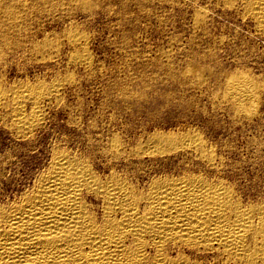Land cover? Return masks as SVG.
<instances>
[{"label":"bare ground","instance_id":"obj_1","mask_svg":"<svg viewBox=\"0 0 264 264\" xmlns=\"http://www.w3.org/2000/svg\"><path fill=\"white\" fill-rule=\"evenodd\" d=\"M93 1L100 4V0H0V72L9 67L5 61L8 55L19 57L44 47L48 41L47 37L38 41L35 32L28 31L30 13L42 12L46 3L57 7L77 3L83 8ZM168 1L172 4L177 0ZM179 1L196 6L195 21L203 22L211 13L205 6L197 7L195 0ZM218 1L239 11L264 44V0ZM68 32L67 41L73 47L70 62L89 68L92 58L84 47L86 41L82 49L79 47L84 35L74 28ZM202 52L197 55L205 57ZM238 61H234L232 70L226 69V63L220 65L222 99L235 113L252 118L262 102L264 59L254 64L257 72L252 66L238 65ZM187 69L193 74L199 71L195 66ZM63 83H51L48 89L23 84L7 91L0 86V114L9 111L7 122L16 136H27L42 122L41 103L57 101ZM117 86L115 97L119 101L113 105L136 116L139 104L133 105L132 100L142 98L144 86L139 92L136 87L135 92ZM164 96L167 98L166 93ZM156 132L158 129L144 137L139 133L143 138L139 134L126 139L119 135L99 138L97 146L80 155L58 152L33 184L24 188L13 178L4 179V175L2 179L1 172L0 188L14 186L16 192L13 197L6 194L0 199V264H264V179L260 177L259 182L255 178L263 185L256 182L253 191L249 189L253 194H246L236 175L249 180L247 173L230 167L233 172L229 175L225 159L218 158L201 135L184 133L175 137ZM176 152L179 157L169 164L164 162L159 173L136 166L143 157L163 159Z\"/></svg>","mask_w":264,"mask_h":264},{"label":"rangeland","instance_id":"obj_2","mask_svg":"<svg viewBox=\"0 0 264 264\" xmlns=\"http://www.w3.org/2000/svg\"><path fill=\"white\" fill-rule=\"evenodd\" d=\"M100 1V7L93 1L92 6L90 3L81 8L82 4L72 3L60 6L61 10L43 3L46 7L42 12L28 15V31L35 32L34 39L38 41L47 37L48 43L36 48V52L26 51L15 58L8 55L5 61L9 67L7 72H0V86L7 91L23 84L48 89L57 81L64 83L57 101L47 99L41 103L43 120L30 135L16 136L7 122L9 111H1V178L4 175V179L13 178L19 187L24 188L33 184L58 152L78 155L99 138L106 140L119 135L126 139L139 133L144 137L158 129L156 133L165 136L201 135L207 147L215 151L218 158L225 159L229 175L235 167H239L236 169L239 172L247 173L251 183L241 175H236V178L240 176L237 181L246 194L253 191L252 185L261 182L260 177L264 179V92L258 111L248 118L235 113L223 101L224 89L219 85L223 76L219 73L220 65L226 63V69L232 70L234 61L239 60L238 65L252 66L251 69L255 68L257 72L254 64L263 63L264 44L253 33L251 24L243 20L239 11L218 0H195L197 7L205 6L211 12L207 11L208 15L203 19L205 23L195 21L194 4L190 7L178 0L172 4L168 0ZM73 28L85 37L82 44H78L82 49L86 41L84 47L92 58L89 68L70 62L69 53L73 47L67 40L70 36L68 31ZM251 34L254 38L250 37ZM248 48L254 50L249 51ZM201 51L205 57L197 55ZM242 56L247 58L246 61ZM258 56L262 59L255 58ZM192 66L199 70L195 75L188 73L191 70L187 68ZM117 85L137 92L144 86L142 98L132 100L133 105L139 104V114L132 116L115 108L113 102L119 101L115 97ZM25 110L27 113L30 111L29 104ZM142 135L139 137L143 138ZM170 154L163 159L159 156L143 157L136 166L154 171L152 174L159 173L164 162L175 160L180 155L178 152ZM255 178H259V182ZM3 187L0 191L6 190L0 194L1 200L6 194L14 196V186Z\"/></svg>","mask_w":264,"mask_h":264}]
</instances>
